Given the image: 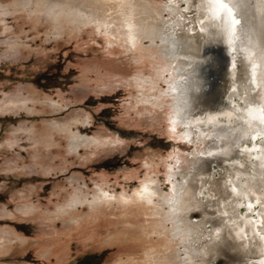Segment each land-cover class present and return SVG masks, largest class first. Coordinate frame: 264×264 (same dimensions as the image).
<instances>
[{"label":"rangeland","instance_id":"rangeland-1","mask_svg":"<svg viewBox=\"0 0 264 264\" xmlns=\"http://www.w3.org/2000/svg\"><path fill=\"white\" fill-rule=\"evenodd\" d=\"M76 2L105 4L112 33L77 20ZM135 3L0 0V264H183L169 208L136 199L138 190L154 185L168 199L170 173L187 169L193 152L217 178L224 139L203 123L193 143L175 135L183 131L169 125L162 55L114 32L137 28ZM228 72L223 62L210 68L206 94L229 92ZM74 136L90 142L73 149Z\"/></svg>","mask_w":264,"mask_h":264},{"label":"bare ground","instance_id":"bare-ground-1","mask_svg":"<svg viewBox=\"0 0 264 264\" xmlns=\"http://www.w3.org/2000/svg\"><path fill=\"white\" fill-rule=\"evenodd\" d=\"M148 2L136 0L134 7L143 10L136 14L141 15L137 28L126 24L114 32L133 47L150 41L162 55L170 74V127L182 129L175 135L191 143L194 124L217 129L218 143L222 138L224 145L212 149L227 169L215 178L193 152L187 169L170 173L175 183L168 199L149 184L136 199L156 210H161L160 201L169 208L183 264H216L221 256L231 264H264V0H166L161 7ZM104 5L79 2L73 10L87 25H107L110 19L101 15ZM127 10L123 7L121 15ZM106 31H111L108 25ZM222 62L229 69V92L206 94L213 85L209 69ZM74 139L73 149L90 142ZM248 152L255 162L244 170ZM195 210H204L205 218L192 220Z\"/></svg>","mask_w":264,"mask_h":264},{"label":"flooded vegetation","instance_id":"flooded-vegetation-1","mask_svg":"<svg viewBox=\"0 0 264 264\" xmlns=\"http://www.w3.org/2000/svg\"><path fill=\"white\" fill-rule=\"evenodd\" d=\"M97 260H98V259H96L95 261H94V260L92 261L91 259H86V260L82 261V264H92V263H96ZM89 261H90V262H89Z\"/></svg>","mask_w":264,"mask_h":264},{"label":"snow or ice","instance_id":"snow-or-ice-1","mask_svg":"<svg viewBox=\"0 0 264 264\" xmlns=\"http://www.w3.org/2000/svg\"><path fill=\"white\" fill-rule=\"evenodd\" d=\"M221 7H225V8H226L227 5H226V4H222ZM230 11H231V10L229 9V13H230ZM238 22H239V21H236V20L233 21V23H238Z\"/></svg>","mask_w":264,"mask_h":264}]
</instances>
